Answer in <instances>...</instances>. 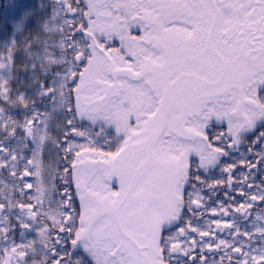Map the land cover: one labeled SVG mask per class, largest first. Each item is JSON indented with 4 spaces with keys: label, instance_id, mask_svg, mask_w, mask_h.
<instances>
[{
    "label": "snow or ice",
    "instance_id": "snow-or-ice-1",
    "mask_svg": "<svg viewBox=\"0 0 264 264\" xmlns=\"http://www.w3.org/2000/svg\"><path fill=\"white\" fill-rule=\"evenodd\" d=\"M0 264H264V0H0Z\"/></svg>",
    "mask_w": 264,
    "mask_h": 264
}]
</instances>
